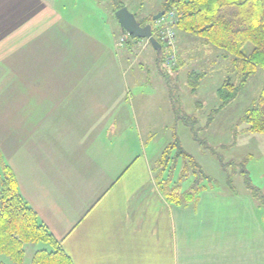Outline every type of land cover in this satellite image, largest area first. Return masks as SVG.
Here are the masks:
<instances>
[{
    "label": "crops",
    "instance_id": "1",
    "mask_svg": "<svg viewBox=\"0 0 264 264\" xmlns=\"http://www.w3.org/2000/svg\"><path fill=\"white\" fill-rule=\"evenodd\" d=\"M55 1L0 0V157L73 264H264V207L248 191L163 197L151 93L138 117V73L121 68L131 49Z\"/></svg>",
    "mask_w": 264,
    "mask_h": 264
},
{
    "label": "rangeland",
    "instance_id": "2",
    "mask_svg": "<svg viewBox=\"0 0 264 264\" xmlns=\"http://www.w3.org/2000/svg\"><path fill=\"white\" fill-rule=\"evenodd\" d=\"M120 1L131 13L137 11L138 18L153 16L164 11L161 9L163 0ZM112 6L113 0L55 1V8L57 11L61 10L66 18L90 33L106 37L105 39L109 38L117 44L123 35L111 12ZM154 21L157 35L159 27L174 33L173 39L169 38L172 41L167 47L169 51L166 50L163 55L161 51L158 53L146 39L138 40L146 42L145 45L134 42L130 44V47L124 44L116 48L120 49L121 55L122 51L128 52L131 49L130 69L123 63L121 68L138 73L133 85L134 92L138 93L134 100L138 117H142L141 102L145 99L144 94L151 93L147 97L148 105L146 106L149 112L146 115L154 124L151 127L152 136L148 142L153 146V171L156 167V158L176 135L181 145L194 156L206 174L212 177L209 183L214 189H224L230 193L232 190L246 193L242 173L244 169L251 183L260 188L264 194V135L242 131L244 125L241 123L245 108L257 96L261 88L264 70L258 69L237 90L232 99L222 103L217 90L228 79L234 83L237 81L232 71V56L229 54L225 56L224 50L205 43L197 35L179 32L174 26L172 28L168 24V15H163ZM252 48L253 45L247 42L243 52L248 54ZM168 53L174 55L175 64L178 61L177 68H174L175 64L171 67L166 66ZM161 55L165 66L164 72L159 68ZM192 72L203 73L199 86L194 92L190 90L189 85L190 79H195ZM185 115L191 118L188 120ZM191 126L197 130L199 137L205 142L200 144L193 139ZM140 128L145 133L147 126L140 125ZM212 151L216 155H212ZM178 168L174 172L173 180L178 178ZM203 183L209 185L206 180ZM188 185L187 179L181 181L182 189H186ZM40 247H44V244H28L21 264H31L33 252ZM3 263L9 264V260L0 254V264Z\"/></svg>",
    "mask_w": 264,
    "mask_h": 264
},
{
    "label": "trees",
    "instance_id": "3",
    "mask_svg": "<svg viewBox=\"0 0 264 264\" xmlns=\"http://www.w3.org/2000/svg\"><path fill=\"white\" fill-rule=\"evenodd\" d=\"M122 6V1L113 0L111 12L115 20L114 13ZM161 9L164 10L165 16L173 15V26L179 32L197 35L205 43L224 50L225 56H232V71L237 81L234 83L228 79L217 90L222 103L232 99L237 90L258 69L264 70V0H163ZM133 14L140 25H152V34L161 44L162 55L166 50L169 51L156 34L157 28L152 15L138 18L137 11ZM138 40L139 38L126 34L122 45L130 47V44L137 43ZM146 41L148 42L147 39ZM247 42H250L253 48L245 54L243 47ZM116 47L120 48L117 44ZM162 55L158 60L159 68L164 72ZM178 66L177 61L174 68ZM192 74L195 79H190L189 85L190 90L194 92L203 73ZM185 117L188 120L191 118L186 115ZM241 123L244 125L242 131L264 135V81L257 96L245 108ZM191 133L198 143L205 142L192 126ZM211 153L216 155L214 151ZM155 163L160 192L174 205H187L201 192L213 186L209 183L212 177L206 174L194 156L181 145L176 135L173 136V141L162 149ZM177 167L178 178L173 180ZM242 173L246 190L264 207L263 192L251 183L244 169ZM185 179L189 181V185L182 189L181 181ZM204 180L208 181V186L204 185ZM33 243H43L44 247L35 249L31 264H73L62 248L61 241L53 236L20 192L12 168L0 157V254L8 258L9 264H21L26 246Z\"/></svg>",
    "mask_w": 264,
    "mask_h": 264
},
{
    "label": "water",
    "instance_id": "4",
    "mask_svg": "<svg viewBox=\"0 0 264 264\" xmlns=\"http://www.w3.org/2000/svg\"><path fill=\"white\" fill-rule=\"evenodd\" d=\"M116 20L120 28L128 35H133L139 39H147L150 45L157 51L160 52L161 44L152 34V26L150 24L140 25L136 20L133 13H131L127 7L122 6L117 9L114 13ZM164 15V11L152 16L153 20L159 19Z\"/></svg>",
    "mask_w": 264,
    "mask_h": 264
},
{
    "label": "built area",
    "instance_id": "5",
    "mask_svg": "<svg viewBox=\"0 0 264 264\" xmlns=\"http://www.w3.org/2000/svg\"><path fill=\"white\" fill-rule=\"evenodd\" d=\"M169 21H168V24H170V26L172 27L174 25V21H173V15L172 14H169ZM173 28V27H172ZM171 29V28H170ZM158 35L160 36L162 42L164 43V45H166L167 47L171 44L172 40L173 39V36H174V33L171 32V30H168V29H165L164 27H159L158 29ZM125 35H123L122 38H120L119 41H117V46H121L123 44V40L125 39ZM170 38V40H169ZM167 57V64L166 66L170 65L169 67L173 66L175 64V57L174 55H172V53H168V55L166 56Z\"/></svg>",
    "mask_w": 264,
    "mask_h": 264
}]
</instances>
